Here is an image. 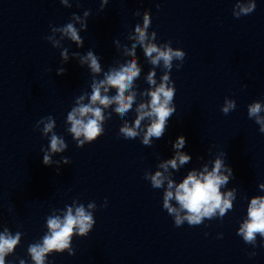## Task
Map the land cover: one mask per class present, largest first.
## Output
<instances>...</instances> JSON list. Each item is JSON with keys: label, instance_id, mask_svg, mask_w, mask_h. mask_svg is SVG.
Instances as JSON below:
<instances>
[{"label": "water", "instance_id": "water-1", "mask_svg": "<svg viewBox=\"0 0 264 264\" xmlns=\"http://www.w3.org/2000/svg\"><path fill=\"white\" fill-rule=\"evenodd\" d=\"M235 2L110 0L100 12L99 0H79L81 7L71 9L59 0H0V226L24 233L16 255L27 259L28 244L44 234L52 209L60 214L74 200L94 199L92 228L74 237V255L49 257L54 264H264V248H256L250 258L252 247L236 234L246 212L244 197L259 194L257 185L264 182V134L247 116V105L264 99V0L238 19L232 14ZM137 8L151 12L149 31H156L158 43L171 40L187 53L183 67L171 70L177 111L151 147L118 136L124 118L113 112L103 134L78 148L64 121L91 76L74 59L63 65L64 75L56 74L59 50L44 39L49 25L61 26L73 12L82 15L90 9L88 30L81 33L84 47L73 44L70 50L94 49L106 66L122 55L113 39L127 38L140 18ZM137 55L146 73L151 65L139 46ZM138 83L147 87L143 76ZM225 96L237 103L228 115L220 111ZM47 115L55 118L56 132L68 144L63 156L71 163L61 165L59 174L55 165L42 163L40 149L48 141L34 131L36 121ZM179 135L186 137L184 150L192 161L176 179L199 167L203 161L198 157L210 158L209 149L226 152L234 173L228 187L238 191L233 210L222 221L174 226L162 208V189L143 179L145 170H155L158 156L171 157V142ZM105 197L108 205L100 207ZM218 233L223 237L218 239ZM8 261L16 264L14 256Z\"/></svg>", "mask_w": 264, "mask_h": 264}, {"label": "clouds", "instance_id": "clouds-1", "mask_svg": "<svg viewBox=\"0 0 264 264\" xmlns=\"http://www.w3.org/2000/svg\"><path fill=\"white\" fill-rule=\"evenodd\" d=\"M110 0H99V11L103 12ZM68 9L81 5L79 0H59ZM159 7V6H157ZM257 7V0H236L232 14L235 18L250 15ZM130 26L127 38L113 39L116 50L122 55L108 65L102 64V57L94 49L86 52L72 51L71 45L77 49L84 47L81 33L88 30V20L91 10H84L82 15L72 13L68 21L61 26L49 25L50 34L44 39L59 50L61 66L57 68L58 76L64 75L63 65L70 59L78 62L81 68H86L91 76L88 89L79 94L67 112L64 125L65 131L72 137L76 147L83 148L95 142L104 132V125L112 113L124 118L121 121L117 135L125 140L139 139L144 146L151 147L156 140L161 139L169 126L170 118L176 113L174 103L176 95L175 82L171 79V70L183 67L187 53L180 47H173L172 41L157 42L155 30L149 31L152 24L151 12L141 11ZM69 42V46H65ZM142 50L147 64L151 65L144 73L143 64L137 55V47ZM176 62V63H174ZM157 68L160 75L157 77ZM143 76L147 87L141 88L138 81ZM237 107L236 100L228 96L220 111L228 115ZM134 113L128 119L129 113ZM247 116L259 126L258 131L264 134V99L253 100L247 105ZM56 120L52 115L41 117L34 125V131H39L46 138L47 146H42V163L45 166H56L57 173L61 165L71 163L63 156L68 149L63 134L56 132ZM187 139L179 135L171 142L172 155L167 159L157 157L155 170H145L143 179L150 182L153 189H162V208L172 217L174 226L185 224L198 226L205 220H223L232 211L237 199L238 189L228 187L234 179L232 167L226 162V152L215 154L209 149L210 158L198 157L203 161L199 167L187 169L186 173L176 179V173L192 161V155L185 151ZM59 156L60 159H54ZM258 193L248 201L246 212L238 222L236 234L253 251L248 256L254 257L256 248H264V182L257 185ZM108 199L104 198L100 207H107ZM94 199L87 203L72 201L66 204L60 214L52 209L45 217L46 231L39 240L28 244L27 259L16 255L24 233L13 232L7 225L0 226V264H9L8 258L14 256L16 264H54L49 257L65 252L74 255L73 239L87 234L95 222ZM12 209L10 208L9 211ZM207 226V225H205ZM208 233H205L207 236ZM218 233L217 238H222Z\"/></svg>", "mask_w": 264, "mask_h": 264}]
</instances>
